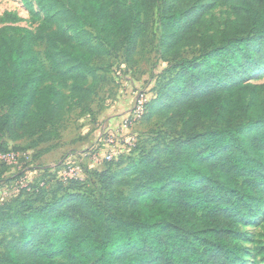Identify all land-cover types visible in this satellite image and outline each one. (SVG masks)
<instances>
[{
    "label": "trees",
    "instance_id": "obj_1",
    "mask_svg": "<svg viewBox=\"0 0 264 264\" xmlns=\"http://www.w3.org/2000/svg\"><path fill=\"white\" fill-rule=\"evenodd\" d=\"M210 1H229L236 19L202 24ZM35 2L43 14L36 31L0 29V137L18 141L59 123L69 83L87 102L96 60L113 50L129 58L155 11L166 50L177 57L189 45L193 54L173 60L143 117L177 108L179 132L121 159L118 172H97L99 193L81 179H43L1 204L0 235L15 233L0 264H238L240 225L264 210V85L244 80L264 64V0ZM199 101L228 124L202 130ZM116 175L133 186L130 219L107 209Z\"/></svg>",
    "mask_w": 264,
    "mask_h": 264
},
{
    "label": "rangeland",
    "instance_id": "obj_2",
    "mask_svg": "<svg viewBox=\"0 0 264 264\" xmlns=\"http://www.w3.org/2000/svg\"><path fill=\"white\" fill-rule=\"evenodd\" d=\"M29 1L33 8H28L24 0H0V29L19 26L36 31L43 21V14L35 0ZM125 1L127 4L130 2ZM235 19L236 12L229 1H210L202 14L201 23L223 28ZM144 21L147 31L138 40L129 58L123 51L113 50L110 55L96 60L99 71L95 79H89V82H93V90L87 102H77L69 83L63 89L66 94V109L59 123H53L42 132L18 141H13L7 133L0 137V153L9 150L19 153V157L13 162L0 161V205L11 202L24 192L21 181L29 186L43 179L63 180V167L67 160L82 166V181L99 193L97 172L110 166L114 172H118L116 166L121 159H127L143 148L149 150L158 142L157 139L162 144L170 139V135L179 132L183 120L174 115L179 111L175 108L165 116L147 115L125 135L121 134V122L133 107L136 93L147 91L155 96L157 89L169 76L173 60H181L182 57H191L193 54V47L189 45L179 47L177 57L166 50L157 11L146 16ZM13 33L8 30L5 36L10 37ZM36 49L44 59L45 45ZM244 80L247 87L264 85V64ZM189 108L185 106L183 111L187 112ZM194 108L198 112L197 118L203 123L200 126L202 130L229 122V118L215 113L208 116L210 106L204 101L197 102ZM109 134L118 136L115 159L111 163L94 164L92 156L105 148L106 136ZM45 136H50L52 142L34 146V142ZM53 136L55 139H52ZM128 180L124 183L123 176L116 175L108 183L110 194L107 209L121 219L131 217V209L125 202V198L133 192L130 178ZM240 232L244 252L238 264H264V210L258 217L242 223ZM14 233L15 231H11L0 235V259L4 253V245Z\"/></svg>",
    "mask_w": 264,
    "mask_h": 264
},
{
    "label": "built area",
    "instance_id": "obj_3",
    "mask_svg": "<svg viewBox=\"0 0 264 264\" xmlns=\"http://www.w3.org/2000/svg\"><path fill=\"white\" fill-rule=\"evenodd\" d=\"M152 95L147 91H139L135 95L133 107L130 109L129 113L122 120L120 129L121 134L125 135V133L135 126L140 120L144 117L147 112L148 104L152 99ZM105 140V148L100 152H95L92 156L94 160V164H102L104 162H111L115 159L116 150L115 146L118 143L117 135H108ZM19 157V153L14 150H9L7 152L0 153V161L3 162H13L17 160ZM64 170V178L67 179H83L82 176V166L80 164L73 163L71 160H67L65 163ZM21 185L26 188L28 184L23 181L20 182Z\"/></svg>",
    "mask_w": 264,
    "mask_h": 264
},
{
    "label": "crops",
    "instance_id": "obj_4",
    "mask_svg": "<svg viewBox=\"0 0 264 264\" xmlns=\"http://www.w3.org/2000/svg\"><path fill=\"white\" fill-rule=\"evenodd\" d=\"M78 115H79V113H78ZM69 126H70V125H69ZM70 127H71V126H70ZM54 141H55V140H54ZM57 141H59V140H57ZM49 142H52V141H49ZM46 151H47V150H46ZM49 151H50V150H49ZM49 151H48V152H49Z\"/></svg>",
    "mask_w": 264,
    "mask_h": 264
}]
</instances>
